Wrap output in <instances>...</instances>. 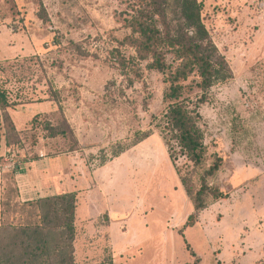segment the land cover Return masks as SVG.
I'll return each instance as SVG.
<instances>
[{"label":"rangeland","instance_id":"obj_1","mask_svg":"<svg viewBox=\"0 0 264 264\" xmlns=\"http://www.w3.org/2000/svg\"><path fill=\"white\" fill-rule=\"evenodd\" d=\"M131 1L0 0V258L16 261L18 228L35 221L28 202L75 192L74 264H264V0H198L230 71L201 106L198 165L171 160L153 126L167 84L133 59L118 19ZM217 157L205 207L185 226ZM55 161L67 167L60 189L22 195L19 172L40 168L50 189Z\"/></svg>","mask_w":264,"mask_h":264},{"label":"trees","instance_id":"obj_2","mask_svg":"<svg viewBox=\"0 0 264 264\" xmlns=\"http://www.w3.org/2000/svg\"><path fill=\"white\" fill-rule=\"evenodd\" d=\"M201 11L198 0H132L129 8L118 15L123 27L130 30L125 39L135 51L133 59L148 60V67L160 72L167 84L163 93L166 107L160 115L152 116L153 126L161 133L171 160L185 156L194 165L200 164L205 154L201 106L207 102L213 84L230 77L225 57L213 43ZM195 88L197 91H193ZM0 105H8L3 91ZM152 132L149 129L137 133L128 144L119 143L114 156ZM221 162V157H217L204 171L200 189L191 196L194 211L185 226H192L198 211L205 207L209 192L206 177L213 176ZM182 182L186 186L184 179ZM186 191L190 195L189 188ZM213 194L215 198L227 197L219 191ZM28 204L35 208V221L18 228L22 237L11 243L12 249L17 250L16 261L9 255L0 258V264H74L76 193L39 197ZM4 231L0 230V235ZM101 264L113 261L109 258Z\"/></svg>","mask_w":264,"mask_h":264},{"label":"crops","instance_id":"obj_3","mask_svg":"<svg viewBox=\"0 0 264 264\" xmlns=\"http://www.w3.org/2000/svg\"><path fill=\"white\" fill-rule=\"evenodd\" d=\"M59 161V160H58ZM58 161H55L54 163V170H51L50 173L52 174L51 175V178L50 179V186H53V187H50L49 189V183H39L38 180L40 179V175L42 174L40 168L36 169L33 168L32 172H30L29 170H26L24 172H19V175H21V184L22 187H21V194L23 195V193H28L30 196L27 198V199H32L38 196H41V195H46V194H50L48 191H51L52 193L55 192V190H57L58 188L60 189V186H61V178H65V177H61V175H59L58 173H62V171H67V167L69 169V164L71 163V161H67V167L64 166L62 163V165H59ZM35 167H36V164H35ZM41 173H39V172ZM44 175V173H43ZM38 179V180H37ZM66 180H68L67 182H70L71 183V177H68L66 178ZM47 185V186H46ZM54 188H57V189H54ZM53 189V190H52ZM57 192V191H56ZM91 207L88 208L86 206V209H85V212L83 213V216H88L89 217V212H90Z\"/></svg>","mask_w":264,"mask_h":264}]
</instances>
